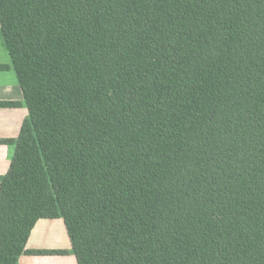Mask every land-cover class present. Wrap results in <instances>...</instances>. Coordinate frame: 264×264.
Listing matches in <instances>:
<instances>
[{
  "label": "trees",
  "instance_id": "16d2710c",
  "mask_svg": "<svg viewBox=\"0 0 264 264\" xmlns=\"http://www.w3.org/2000/svg\"><path fill=\"white\" fill-rule=\"evenodd\" d=\"M0 33V264L67 252L27 248L55 218L78 264H264V0H0Z\"/></svg>",
  "mask_w": 264,
  "mask_h": 264
},
{
  "label": "crops",
  "instance_id": "0c3cea01",
  "mask_svg": "<svg viewBox=\"0 0 264 264\" xmlns=\"http://www.w3.org/2000/svg\"><path fill=\"white\" fill-rule=\"evenodd\" d=\"M0 65L7 66V68L0 69V140L16 139L23 122L29 115V110L1 33ZM15 150L14 143L0 142V176L10 169ZM27 248L67 252L41 255L23 254L18 264H78L75 255L71 252V242L62 218L40 219L31 232Z\"/></svg>",
  "mask_w": 264,
  "mask_h": 264
}]
</instances>
